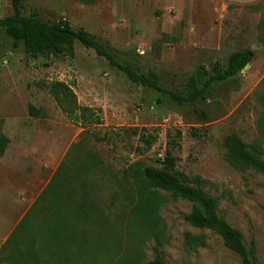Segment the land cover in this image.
I'll use <instances>...</instances> for the list:
<instances>
[{
    "label": "rangeland",
    "instance_id": "1",
    "mask_svg": "<svg viewBox=\"0 0 264 264\" xmlns=\"http://www.w3.org/2000/svg\"><path fill=\"white\" fill-rule=\"evenodd\" d=\"M21 3L22 15L68 22L118 64L154 72L172 92L199 67L225 66L237 51L250 49L252 60L214 83L205 101L158 105L157 93L92 50L76 44L72 58H31L0 31V132L9 139L0 158V264H242L216 234L183 220L189 202L158 190V223L135 213L132 179L124 177L132 167L162 169L167 151L177 172L203 180L204 192L219 199L220 217L264 264V175L230 166L224 146L230 133L264 146V0ZM11 14L12 0H0V19ZM51 81L74 86L79 105L101 109L102 126L71 124L41 85ZM141 136L157 141L147 149ZM188 234H203L205 244L192 249Z\"/></svg>",
    "mask_w": 264,
    "mask_h": 264
},
{
    "label": "trees",
    "instance_id": "2",
    "mask_svg": "<svg viewBox=\"0 0 264 264\" xmlns=\"http://www.w3.org/2000/svg\"><path fill=\"white\" fill-rule=\"evenodd\" d=\"M21 0H12V14L0 19V31L12 40V47L21 46L24 53L31 57L51 56L72 58L75 45L94 51L112 65L122 71L128 80L141 88L158 94V105L168 102L176 107L194 106L205 101L214 83L225 82L236 76L252 60L250 49H243L231 54L225 66L218 62L210 69L199 67L190 75L182 91H168L158 82V76L150 71L146 75L137 74L128 66L118 64L109 49L83 30L75 31L66 21L49 22L40 19L36 13L24 16L20 12ZM264 24V21H263ZM50 97L55 101L60 112L68 121L83 129L90 130L102 126V110L81 106L78 104L72 85L60 81H51L41 84ZM31 114L37 116V112ZM94 141L100 143L104 137L92 133ZM140 141L144 148H151L157 141L156 136H141ZM9 139L0 132V158L4 156ZM226 162L235 169H252L264 175V146L260 138L247 145L237 134L230 133L224 138ZM163 168L147 166L144 168L132 167L127 177L132 179V199L135 213L148 224L156 225L159 221L158 207L162 204L156 191H163L172 199H180L192 204L189 214L183 220L191 227L199 230H208L216 234L223 245L234 253L242 264H257L253 246L244 243L242 234L230 226L218 214L219 199L209 196L202 188L203 180L199 177L190 179L175 170V159L167 151L162 162ZM151 189L155 190L151 192ZM86 199L80 210L86 211ZM186 241L192 249L205 244V236L188 234ZM119 264H133L123 261ZM148 264H166L160 258H155Z\"/></svg>",
    "mask_w": 264,
    "mask_h": 264
},
{
    "label": "water",
    "instance_id": "3",
    "mask_svg": "<svg viewBox=\"0 0 264 264\" xmlns=\"http://www.w3.org/2000/svg\"><path fill=\"white\" fill-rule=\"evenodd\" d=\"M248 67V65H246L244 68H247Z\"/></svg>",
    "mask_w": 264,
    "mask_h": 264
}]
</instances>
